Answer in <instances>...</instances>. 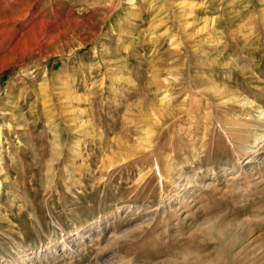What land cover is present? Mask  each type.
<instances>
[{
  "label": "rangeland",
  "instance_id": "1",
  "mask_svg": "<svg viewBox=\"0 0 264 264\" xmlns=\"http://www.w3.org/2000/svg\"><path fill=\"white\" fill-rule=\"evenodd\" d=\"M263 137L264 0H0V264H264Z\"/></svg>",
  "mask_w": 264,
  "mask_h": 264
},
{
  "label": "bare ground",
  "instance_id": "2",
  "mask_svg": "<svg viewBox=\"0 0 264 264\" xmlns=\"http://www.w3.org/2000/svg\"><path fill=\"white\" fill-rule=\"evenodd\" d=\"M131 1V0H130ZM173 40V39H172ZM257 142V144H256V148L258 149V150H261V149H264V137L262 138V139H260V140H257L256 141ZM255 142V143H256ZM263 151V150H262ZM247 163L248 162H250L251 161V159H247V160H245ZM2 169H1V167H0V171H1ZM0 173H2V171L0 172ZM179 185V184H178ZM189 191V190H188ZM264 208V207H263ZM227 227V226H226ZM226 227H224V228H226ZM218 229L219 231H218V239H220V241L222 242V243H224V245H225V243H227V245H228V247H229V245L231 246L232 244H228V242H226L227 241V239H229L228 237H229V233L231 232V234H232V231H228L227 229ZM235 228V227H234ZM229 230H231V229H229ZM239 232V231H238ZM246 232V231H245ZM234 234V233H233ZM236 234V233H235ZM250 234V233H249ZM87 235V234H86ZM240 235V234H239ZM238 235V236H239ZM85 235H83V237H84ZM257 237V236H256ZM252 238V237H251ZM257 240H259V241H261V243H263L264 244V238L263 237H258V238H256L255 239V241H257ZM235 241V240H234ZM234 241H233V243H234ZM71 244V243H70ZM227 245H226V247H227ZM244 248V247H243ZM246 248V247H245ZM66 250V249H65ZM243 250V249H242ZM244 251V250H243ZM251 251H254V250H251ZM240 252V251H239ZM229 253H230V251H229ZM251 253V252H250ZM255 253V252H254ZM206 254V253H205ZM238 254V253H237ZM237 254L236 255H233V256H231V259H232V263L231 264H240V260L238 259V256H237ZM245 255V254H244ZM241 258V257H240ZM260 258V257H259ZM243 259H244V257H243ZM255 259V258H254ZM247 260V259H246ZM259 260V259H258ZM243 261V260H242ZM245 261V260H244ZM251 262H253V261H251ZM258 262V261H257ZM104 264H108V262H106V261H104L103 262ZM102 263V264H103ZM255 263V262H254ZM101 264V263H100ZM229 264V263H228ZM242 264V263H241ZM246 264V263H245Z\"/></svg>",
  "mask_w": 264,
  "mask_h": 264
}]
</instances>
